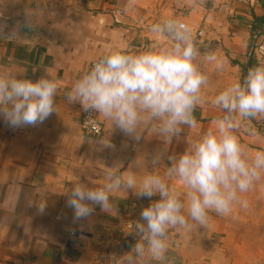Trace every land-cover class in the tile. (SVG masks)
I'll use <instances>...</instances> for the list:
<instances>
[{"label": "crops", "instance_id": "crops-1", "mask_svg": "<svg viewBox=\"0 0 264 264\" xmlns=\"http://www.w3.org/2000/svg\"><path fill=\"white\" fill-rule=\"evenodd\" d=\"M221 6L225 10L217 11L205 36L196 39L206 11ZM168 18L188 25L199 51L195 63L208 76L202 103L193 112L197 126H183L165 144L151 122L141 126L136 139L97 113L103 135L84 133V111L67 99L73 83L109 50L139 54L169 47L171 38L149 31ZM211 53L222 69L206 61ZM261 63L264 0H0V74L19 69L35 80L47 73L59 85L57 112L42 123L13 127L0 118V264H115L123 253L107 246L119 235L138 239L129 232L139 220L143 196L116 191L109 211L93 205L90 216L77 220L64 192L73 182L100 186L106 168L124 172L138 155L151 161L160 153L155 167L170 166L169 157L225 114L213 105L214 97ZM234 134L249 155L264 151V117L242 121ZM177 190L182 191L178 185ZM158 198H149V204ZM241 198L247 207L237 204L228 216L210 213L206 226L170 228L164 264H264V177ZM43 203L41 213L37 206Z\"/></svg>", "mask_w": 264, "mask_h": 264}, {"label": "clouds", "instance_id": "clouds-1", "mask_svg": "<svg viewBox=\"0 0 264 264\" xmlns=\"http://www.w3.org/2000/svg\"><path fill=\"white\" fill-rule=\"evenodd\" d=\"M149 31L171 38V45L139 54L109 50L73 83L67 99L136 139L141 126L151 122L154 134L168 144L183 126H197L193 112L202 103L208 76L195 63L199 51L186 23L168 18L150 25ZM205 59L222 69L214 53ZM58 87L47 73L35 80L19 69L0 74V118L13 127L42 123L57 112ZM212 103L225 114L214 118L198 139L188 141L182 153L169 157L170 166L155 167L160 153L151 161L138 155L124 172L117 166L106 168L102 185L73 182L71 191L64 192L77 220L90 216L93 205L109 211L116 191L159 197L142 209L129 232L138 239L115 264H164L170 228L206 226L210 213L228 216L237 204L247 207L241 194L264 177V151L249 155L234 129L244 120L264 117V63L250 68L243 81L231 82ZM45 207L43 203L37 209L42 213Z\"/></svg>", "mask_w": 264, "mask_h": 264}, {"label": "built area", "instance_id": "built-area-1", "mask_svg": "<svg viewBox=\"0 0 264 264\" xmlns=\"http://www.w3.org/2000/svg\"><path fill=\"white\" fill-rule=\"evenodd\" d=\"M223 10H225V8L221 6L217 10H213L210 8L206 11L199 28L196 29V31L194 32L196 39H201L205 36L207 30H209L210 24H212L215 20V13L217 11H223ZM184 14H186V12H184ZM217 26L221 27L222 23L218 22ZM98 59L93 60L89 64V69ZM80 126L84 133L91 136L99 137L102 136L104 132L103 121L100 119L99 115L95 112L84 111L80 117ZM60 264H65V263L61 262Z\"/></svg>", "mask_w": 264, "mask_h": 264}, {"label": "trees", "instance_id": "trees-1", "mask_svg": "<svg viewBox=\"0 0 264 264\" xmlns=\"http://www.w3.org/2000/svg\"><path fill=\"white\" fill-rule=\"evenodd\" d=\"M149 205V198L148 197H142V200L140 201V207L141 210ZM141 219V216L139 217V220ZM137 240L136 235H130L127 237H123L122 235H119L118 240L115 244L107 246V250L116 254H122L126 250L130 249L135 241Z\"/></svg>", "mask_w": 264, "mask_h": 264}]
</instances>
